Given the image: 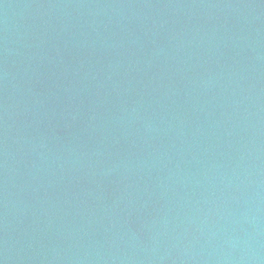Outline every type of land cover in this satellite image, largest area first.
Listing matches in <instances>:
<instances>
[{
  "label": "water",
  "instance_id": "1",
  "mask_svg": "<svg viewBox=\"0 0 264 264\" xmlns=\"http://www.w3.org/2000/svg\"><path fill=\"white\" fill-rule=\"evenodd\" d=\"M0 264H264V0H0Z\"/></svg>",
  "mask_w": 264,
  "mask_h": 264
}]
</instances>
